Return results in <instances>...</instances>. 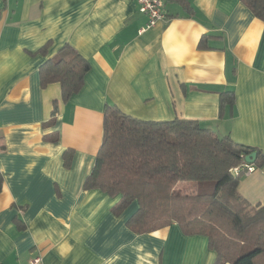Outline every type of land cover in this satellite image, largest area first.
Instances as JSON below:
<instances>
[{"label":"crops","instance_id":"obj_1","mask_svg":"<svg viewBox=\"0 0 264 264\" xmlns=\"http://www.w3.org/2000/svg\"><path fill=\"white\" fill-rule=\"evenodd\" d=\"M164 0L145 28L136 0H0V264H213L204 235L136 233L137 209L85 189L113 104L144 121L193 119L264 151V22L239 0ZM205 37L207 47L199 46ZM90 67L67 101L39 67L64 44ZM234 92L220 108V93ZM56 105V112L53 108ZM237 190L264 205V164ZM229 264V263H226Z\"/></svg>","mask_w":264,"mask_h":264},{"label":"trees","instance_id":"obj_2","mask_svg":"<svg viewBox=\"0 0 264 264\" xmlns=\"http://www.w3.org/2000/svg\"><path fill=\"white\" fill-rule=\"evenodd\" d=\"M239 1L264 22V0ZM199 46L208 48L205 37ZM89 67L66 43L39 67L41 85L59 83L67 101L81 89ZM219 101L221 110L231 106L234 92H221ZM252 152L256 157L251 164L263 165L264 151L220 136L196 120L144 121L107 103L101 144L84 188L120 195L111 208L114 215L136 201L127 220L136 233L175 222L186 235L207 237L216 253L213 264H264V205H252L240 195L243 172H233ZM2 183L0 172V191ZM179 183L184 186L176 189Z\"/></svg>","mask_w":264,"mask_h":264},{"label":"built area","instance_id":"obj_3","mask_svg":"<svg viewBox=\"0 0 264 264\" xmlns=\"http://www.w3.org/2000/svg\"><path fill=\"white\" fill-rule=\"evenodd\" d=\"M139 12L143 13L147 17V22L145 28H150L154 26L159 21H164L166 19V14L163 10L164 0H136ZM254 165L243 161V164L235 167L233 169L234 174L240 171L245 173H250L254 170ZM27 264H42V256L37 253L33 255Z\"/></svg>","mask_w":264,"mask_h":264},{"label":"water","instance_id":"obj_4","mask_svg":"<svg viewBox=\"0 0 264 264\" xmlns=\"http://www.w3.org/2000/svg\"><path fill=\"white\" fill-rule=\"evenodd\" d=\"M255 157H256V153H255V152H252V153H250L249 155H247V156L245 157V161H246L247 163L251 164V163H253Z\"/></svg>","mask_w":264,"mask_h":264},{"label":"rangeland","instance_id":"obj_5","mask_svg":"<svg viewBox=\"0 0 264 264\" xmlns=\"http://www.w3.org/2000/svg\"><path fill=\"white\" fill-rule=\"evenodd\" d=\"M184 186L183 183H179L176 189L182 188Z\"/></svg>","mask_w":264,"mask_h":264}]
</instances>
